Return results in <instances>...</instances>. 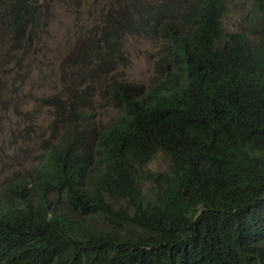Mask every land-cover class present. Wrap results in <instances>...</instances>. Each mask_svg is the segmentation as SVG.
Instances as JSON below:
<instances>
[{"label":"trees","instance_id":"trees-1","mask_svg":"<svg viewBox=\"0 0 264 264\" xmlns=\"http://www.w3.org/2000/svg\"><path fill=\"white\" fill-rule=\"evenodd\" d=\"M127 1L104 53L87 43L75 58V83L109 73L139 20L163 38L159 77L146 88L111 78L120 113L106 127L88 117L92 85L52 112L74 126L0 188V264H264V0ZM232 3L247 31L225 27ZM48 15L13 0L0 37L21 49L15 37ZM159 150L168 171H145Z\"/></svg>","mask_w":264,"mask_h":264},{"label":"rangeland","instance_id":"rangeland-1","mask_svg":"<svg viewBox=\"0 0 264 264\" xmlns=\"http://www.w3.org/2000/svg\"><path fill=\"white\" fill-rule=\"evenodd\" d=\"M11 1L0 0V25L7 24ZM39 2L49 9V15L46 19L41 16L30 28L31 39L27 34L15 37L23 48L14 49L6 36L0 37V188L15 173L32 172L48 151L43 149L46 143H56L63 135L62 127L74 126L58 120L62 114L52 112L76 99L80 87L93 86L88 117H93L94 109L99 126L106 127L120 113L105 93L111 78L146 88L159 77L157 61L162 56L163 38L142 28L139 20L134 29L120 32L118 47L109 52L110 72L86 78L79 87L75 83L79 77L74 74L75 58L83 55L87 43L92 44L94 53H104L101 41L106 38V30L112 21L130 19V4L127 0H52L49 6L44 0ZM245 10L241 3L229 6L223 19L227 30H244ZM22 52V56H14ZM92 67L99 68L97 60L93 59ZM169 167V155L159 150L145 171L165 172ZM146 186L143 184V188Z\"/></svg>","mask_w":264,"mask_h":264},{"label":"clouds","instance_id":"clouds-1","mask_svg":"<svg viewBox=\"0 0 264 264\" xmlns=\"http://www.w3.org/2000/svg\"><path fill=\"white\" fill-rule=\"evenodd\" d=\"M13 1V0H12ZM12 1L10 2V6H9V14H10V7H11V3H12ZM166 153V152H165Z\"/></svg>","mask_w":264,"mask_h":264}]
</instances>
